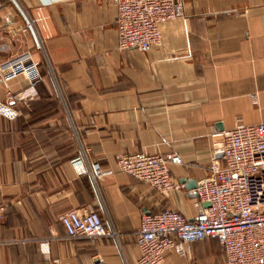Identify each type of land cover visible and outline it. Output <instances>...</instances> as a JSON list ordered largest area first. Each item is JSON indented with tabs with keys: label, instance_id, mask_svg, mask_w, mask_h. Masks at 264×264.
Instances as JSON below:
<instances>
[{
	"label": "crops",
	"instance_id": "obj_1",
	"mask_svg": "<svg viewBox=\"0 0 264 264\" xmlns=\"http://www.w3.org/2000/svg\"><path fill=\"white\" fill-rule=\"evenodd\" d=\"M177 1L186 17L143 52L119 47L115 0H4L0 104L15 114L0 110V264H136L142 213L195 218L187 185L208 175L222 131L264 121V0ZM27 58L39 66L37 93L10 103L31 85L24 72L7 78ZM140 151L180 155L171 172L181 188L83 172ZM71 210L99 212L118 236L70 237L60 217ZM163 264H226V255L208 238Z\"/></svg>",
	"mask_w": 264,
	"mask_h": 264
},
{
	"label": "built area",
	"instance_id": "obj_2",
	"mask_svg": "<svg viewBox=\"0 0 264 264\" xmlns=\"http://www.w3.org/2000/svg\"><path fill=\"white\" fill-rule=\"evenodd\" d=\"M13 1L21 7L18 0ZM115 1L119 47L123 50L150 51L161 43L164 24L186 17L184 4L177 0ZM3 2L0 0V8ZM28 24L34 29L37 47L44 51V40L35 29V21L29 18ZM23 72L28 74L31 85L10 96V103L30 99L37 93L36 85L41 80L38 63L30 58L17 61L7 78ZM0 106V110L7 112V109L10 115L15 114L11 107ZM214 154L208 175L197 181L199 211L195 218L174 209L142 213L137 233L140 254L136 264H163L169 252L186 256L191 243L208 238L218 239L226 255V264H264V121L239 122L223 130ZM183 162L176 153L140 151L118 155L116 169L91 161L83 172L95 181L123 172L166 194L181 188L172 175L171 166ZM204 203L209 206H203ZM6 212L7 205L1 203L0 225ZM60 219L70 237L118 236L97 211L71 210Z\"/></svg>",
	"mask_w": 264,
	"mask_h": 264
},
{
	"label": "water",
	"instance_id": "obj_3",
	"mask_svg": "<svg viewBox=\"0 0 264 264\" xmlns=\"http://www.w3.org/2000/svg\"><path fill=\"white\" fill-rule=\"evenodd\" d=\"M219 156L221 157L222 154H219ZM184 182H187V181H184ZM196 186H197V181H196V179H193V180L189 181V183H188V185H187V188H188L189 190H193V191H192V192H193V193H192V196H194V197H197V196H198V193H197V191L195 190V189H196ZM203 206L207 207V206H209V203H204Z\"/></svg>",
	"mask_w": 264,
	"mask_h": 264
},
{
	"label": "rangeland",
	"instance_id": "obj_4",
	"mask_svg": "<svg viewBox=\"0 0 264 264\" xmlns=\"http://www.w3.org/2000/svg\"><path fill=\"white\" fill-rule=\"evenodd\" d=\"M11 1H13V0H11ZM13 2H15V1H13Z\"/></svg>",
	"mask_w": 264,
	"mask_h": 264
}]
</instances>
